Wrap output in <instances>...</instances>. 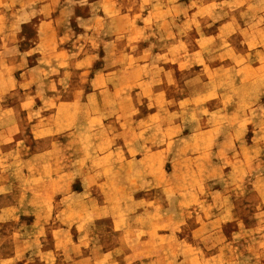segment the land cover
I'll return each mask as SVG.
<instances>
[{
    "label": "rangeland",
    "instance_id": "1",
    "mask_svg": "<svg viewBox=\"0 0 264 264\" xmlns=\"http://www.w3.org/2000/svg\"><path fill=\"white\" fill-rule=\"evenodd\" d=\"M0 264H264V0H0Z\"/></svg>",
    "mask_w": 264,
    "mask_h": 264
}]
</instances>
